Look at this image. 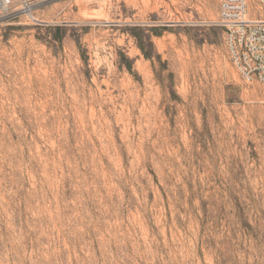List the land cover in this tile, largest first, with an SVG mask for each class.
Instances as JSON below:
<instances>
[{
  "label": "rangeland",
  "instance_id": "obj_1",
  "mask_svg": "<svg viewBox=\"0 0 264 264\" xmlns=\"http://www.w3.org/2000/svg\"><path fill=\"white\" fill-rule=\"evenodd\" d=\"M28 2L0 18V264H264V85L220 0Z\"/></svg>",
  "mask_w": 264,
  "mask_h": 264
},
{
  "label": "built area",
  "instance_id": "obj_2",
  "mask_svg": "<svg viewBox=\"0 0 264 264\" xmlns=\"http://www.w3.org/2000/svg\"><path fill=\"white\" fill-rule=\"evenodd\" d=\"M259 3L263 14L259 18L256 11L251 13L250 0H220L219 12L230 61L245 82L264 85V0ZM17 4L31 10L28 0H0V18Z\"/></svg>",
  "mask_w": 264,
  "mask_h": 264
}]
</instances>
